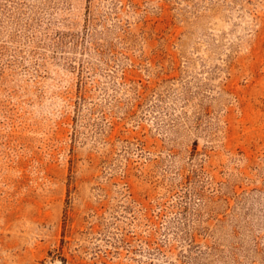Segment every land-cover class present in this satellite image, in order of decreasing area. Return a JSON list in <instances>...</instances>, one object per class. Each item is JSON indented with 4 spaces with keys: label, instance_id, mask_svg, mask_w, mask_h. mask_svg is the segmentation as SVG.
<instances>
[{
    "label": "rangeland",
    "instance_id": "obj_1",
    "mask_svg": "<svg viewBox=\"0 0 264 264\" xmlns=\"http://www.w3.org/2000/svg\"><path fill=\"white\" fill-rule=\"evenodd\" d=\"M0 264H264V0H0Z\"/></svg>",
    "mask_w": 264,
    "mask_h": 264
}]
</instances>
